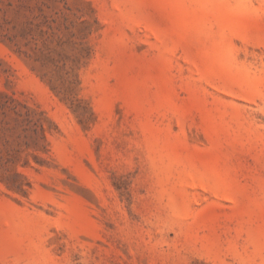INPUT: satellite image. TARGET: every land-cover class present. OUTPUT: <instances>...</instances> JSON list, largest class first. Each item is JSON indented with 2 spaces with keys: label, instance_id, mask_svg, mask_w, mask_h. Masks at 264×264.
<instances>
[{
  "label": "rangeland",
  "instance_id": "obj_1",
  "mask_svg": "<svg viewBox=\"0 0 264 264\" xmlns=\"http://www.w3.org/2000/svg\"><path fill=\"white\" fill-rule=\"evenodd\" d=\"M0 264H264V0H0Z\"/></svg>",
  "mask_w": 264,
  "mask_h": 264
}]
</instances>
